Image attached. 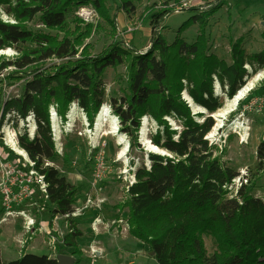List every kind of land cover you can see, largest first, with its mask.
I'll return each mask as SVG.
<instances>
[{"label":"trees","instance_id":"obj_1","mask_svg":"<svg viewBox=\"0 0 264 264\" xmlns=\"http://www.w3.org/2000/svg\"><path fill=\"white\" fill-rule=\"evenodd\" d=\"M110 0H0V7L13 16L15 23H6L0 17V50L20 43L33 47L21 52L14 61L3 64L2 71L14 67L17 71L32 68V79L26 84L28 95L20 100L4 103L1 122L15 109L21 119L33 115L37 133L33 140L25 137L20 147L26 151L35 167L45 177L48 185L49 202L54 207L52 218L71 215L77 202L79 188L59 177L52 167H44V160L55 157L52 138L50 111L55 109L58 117L66 121L72 104L77 102L85 114L90 128L95 123L102 105L105 90L103 77L108 68L126 67L127 89L120 104L114 102V115L119 119L121 132L136 136L131 147H140L137 133L144 117H151L163 131L153 143L176 156L169 159L152 155L153 166L136 174V183L128 192L119 211L128 212L129 234L148 245L156 264H206V246L203 236L210 233L218 244L213 264H264V202L251 194L245 187L237 199L229 198L224 187L235 179L230 170L224 169L217 158L210 155L197 156V148H208L204 139L215 123L210 117L197 123L192 110L183 100L187 92L194 104L214 114L223 108L215 96V81L227 89L233 99L245 85L248 76L246 65L255 70L264 69V50L247 55L242 48L243 38L231 45L233 64L229 66L216 55L209 54L207 19L218 13L226 0L207 2L199 8L187 11L194 14L178 30L173 44H168L157 29L173 8L167 7L154 15L151 48L140 52L128 44L114 41L99 55H93L85 40L95 30L93 24L83 25L77 20L74 30L67 27V16L75 10L92 6L99 18L111 27V35L117 36L118 29L110 15ZM140 0H119L120 8L126 13L135 12ZM184 1L168 0L179 6ZM199 35L196 42L188 45L182 34L197 22ZM47 29L63 34L52 35L32 32L26 23L37 18ZM62 61L51 70H43L46 61ZM35 67V68H33ZM80 74L87 78L86 87L74 86L72 81ZM166 117L184 122L187 131L179 140H173L175 132L170 130ZM133 130V132H131ZM163 133L167 140L162 143ZM2 142V140H0ZM7 155L16 159L5 146ZM264 142L259 156L263 157ZM70 219V218H68ZM69 229L64 246L75 249L82 256L77 239L82 236L73 220H68ZM58 254H64L58 247ZM0 264H58L57 259L47 255L26 254L17 260L3 262L0 249ZM80 264V260L76 261Z\"/></svg>","mask_w":264,"mask_h":264},{"label":"rangeland","instance_id":"obj_2","mask_svg":"<svg viewBox=\"0 0 264 264\" xmlns=\"http://www.w3.org/2000/svg\"><path fill=\"white\" fill-rule=\"evenodd\" d=\"M167 1L140 0L136 3L135 12L128 14L120 8L119 0H110L108 3L110 15L118 29L115 37L111 35L110 25L99 18L92 6L79 8L69 14L67 16V27L74 30L78 19L84 22L83 25L93 24L95 26L91 37L85 40V45H90L93 55H99L114 41L128 43L134 46L140 54V52H145L151 48L153 23L155 21L153 17L159 11L167 7L174 9V13L166 17L157 29L158 35L162 36L168 44H173L177 38L179 28L190 17L194 16L187 10L193 7L199 8L207 2L215 3L217 0H192V6L179 13H176L177 6L173 3L166 5ZM201 16L203 15L196 17L197 22L181 36L188 45L196 42L199 35L198 22L201 21ZM0 17L6 23H15L13 16L3 6L0 7ZM207 22L209 54L216 55L229 66L233 64L231 45L240 38L244 40L242 48L248 56L264 50V0H226L225 6L218 13L209 17ZM26 25L29 30L35 33L60 34L63 37V34L47 29L41 24L38 17L27 22ZM129 26H135L137 30L128 33L127 28ZM123 46L124 48L128 47L125 44ZM32 47L29 43H20L11 48L0 50V67L5 63L14 62L21 55V52L30 50ZM61 63L62 61L57 59L48 60L43 63V70H51ZM245 68L248 76L245 78L243 87L256 76H261L260 80L254 84L252 92L241 102L238 109L229 115L226 120L220 119L209 112L193 114L192 111L197 123L201 124L211 116H213L211 118L215 123L211 132L204 138L208 142V147H206L208 149L198 147L197 156L210 155L217 158L218 163L224 169L230 170L235 178H244L247 181L245 194H251L264 202V159L259 156L260 146L264 142V69L255 70L250 65H246ZM31 69L17 71L14 67H11L0 74V122L4 103L11 100H20L28 95L26 84L32 79ZM102 83L105 90L102 107L107 105L110 112L114 114V102L120 104L127 89L125 65L108 68ZM72 84L86 87L88 85L87 78L80 74L77 79L72 81ZM215 90V96L219 98L224 107L225 101L229 99L227 89H224L216 80ZM70 109L72 110L69 111L66 121L57 118L59 127L57 138L52 131L55 157L51 160H44L43 165L56 169L59 172V177H64L67 182L79 188L80 191L73 210L77 207H83L89 198L92 199L93 205L78 220L75 217L65 219L63 216H57L53 219L51 213L47 211H51L54 207L49 200L45 201L44 196L36 191V194L29 198L31 203L28 205H30L29 208L32 213L40 212L44 214L48 229L46 233L37 234V237L29 245L37 243L38 249H36L35 255H47L51 258L55 257V259L62 255L58 254L57 251L60 246L63 248L64 255L72 256L75 261L80 260V264H82V256L75 255V249L64 246L63 242L69 229L68 220H73L76 226L77 222L81 225V230L85 235L83 238L79 237L77 239L82 247H87L90 254H87L89 260L85 264H156L154 254H152L148 245L129 234L128 212L125 210L120 213L119 206L125 201L129 188L136 183L137 172L143 169L150 170L153 166L151 156L155 154L148 153L141 143L140 133L143 126H145L152 142L163 131V128H160L151 117H144L137 133L139 148L134 145L131 147L130 142L136 136L133 130L131 131L133 132L132 136L120 131L126 137L128 145L127 153L124 156L125 163L124 160L119 161L117 158V154L122 147L116 144L114 138L105 136L100 139L97 145H94L87 134V132L93 131L94 126L92 129L90 128V124L85 114L77 106V102L72 104ZM72 113L73 119L71 120ZM31 118L32 115L26 119H21L15 109H12L6 115L5 120L0 123L1 153L7 154L4 150L5 146L8 147L6 145L7 130L16 136L19 146L25 137L33 140L34 135L32 136L30 133ZM146 118H148L147 121ZM165 120L170 130L175 132L173 140L177 141L181 135L186 134L187 128L183 121L174 117H166ZM33 121L36 124L35 118ZM70 125H72V128H69ZM118 127L121 130L120 121ZM37 129L36 127L35 136ZM245 130L248 134L246 142L242 138L246 132ZM160 136L162 137V143H164L167 137L163 133ZM167 153L168 156L165 158H176L174 154L168 151ZM8 159L24 161V159H16L12 154H9ZM92 215H95L96 218L100 217L101 222H106L107 225L95 229L93 221L90 220ZM22 232L24 235L25 232ZM104 232L106 233L104 234ZM51 236L56 237L55 244H51ZM94 238H103L109 248L110 260L103 261L101 257H96L97 254L93 253V249L89 245ZM203 240L207 251L206 264H213L215 255L218 252L217 241L210 233L205 234ZM29 245L21 249L22 254L26 252ZM3 258L5 261L7 260V256Z\"/></svg>","mask_w":264,"mask_h":264},{"label":"built area","instance_id":"obj_3","mask_svg":"<svg viewBox=\"0 0 264 264\" xmlns=\"http://www.w3.org/2000/svg\"><path fill=\"white\" fill-rule=\"evenodd\" d=\"M192 2L193 1L182 2L179 7L177 6L176 13L177 12L179 13L184 9H188L189 6H192ZM136 30L137 28L135 26H129L127 28L128 33H133ZM124 44L128 45V43H124ZM54 111H55L54 109H51V119H52V113ZM32 118L34 119L33 115ZM57 118H59L58 115L56 117V120ZM52 125L54 126L53 123ZM52 131L54 132V129H52ZM34 138H35V134L33 136V139ZM26 155L28 159L22 157L24 161L21 162L16 160L14 161V159L9 160L8 159L9 156L6 153L3 154L0 152V213L4 211L6 218L14 216L15 213L18 216L26 218L27 215L25 214V212L23 211L15 212L13 208H18L22 205L27 204V202L30 201L29 198L35 195L36 191H38V193H41L44 196L45 201L49 200L47 193L48 185L45 182V177L42 174H40L39 171L36 169L35 167L36 163L30 160V157L28 156L27 153ZM246 185H247V181L244 178H235L232 180L230 184H228L224 188L229 191V198L237 199L240 202L241 199L239 198V192ZM92 205H93L92 199L89 198L83 207L74 208V211L72 212L71 215H66L63 217L65 219L71 217L80 218L81 216H83L84 212H86V210ZM3 221H5V219ZM37 225L38 222L35 218L26 219L24 226L25 233L23 235L22 240L20 241L22 248H25L26 246L29 245L30 242L34 241V238L37 237V234L47 232L48 227L46 228L42 226L37 227ZM53 231L55 232L54 229ZM56 241L57 240L55 236L50 237L51 244H55ZM93 253L98 254V251L93 250Z\"/></svg>","mask_w":264,"mask_h":264},{"label":"bare ground","instance_id":"obj_4","mask_svg":"<svg viewBox=\"0 0 264 264\" xmlns=\"http://www.w3.org/2000/svg\"><path fill=\"white\" fill-rule=\"evenodd\" d=\"M260 77L261 76H256L254 79L249 81V83L245 87H243L242 89L238 91L234 99L226 100L224 107L220 109L219 111H217L216 113H214V115L220 119L226 120V118L229 115H231L238 109L241 102L247 97V95L250 92H252L254 88V84L260 80ZM192 108L195 112H205V113L207 112L206 110H204V108L197 106L195 104L192 105ZM53 118H54V122H53L54 133H55V137L57 138L59 127L57 124V120L55 119V115L53 116ZM72 119H73V113L71 115V120ZM147 120L148 118H146V121ZM118 123H119V119L110 112L107 105H104L101 111L99 112V116L96 120V126L94 130L87 132V134L89 135V138L94 145H97L100 139H102L105 136H110L114 138L116 140V144L119 147H122V149H120L117 154V158L119 161L124 160V162L126 163L124 156L127 153L128 145H127L126 137L123 134H121L119 130ZM240 127L242 128V126ZM69 128H72V125H70ZM35 132H36V124L31 118L30 119V133L33 136ZM140 135H141V143L145 147L148 153L161 154L164 156L168 155L166 150L159 148L150 140L148 133L146 132L145 126H143ZM242 138L244 142L248 140L247 131L243 134ZM6 142H7V145L11 148V150H13L16 154L28 159L26 152L19 146L16 140V136L13 133H11L9 130L6 131Z\"/></svg>","mask_w":264,"mask_h":264},{"label":"crops","instance_id":"obj_5","mask_svg":"<svg viewBox=\"0 0 264 264\" xmlns=\"http://www.w3.org/2000/svg\"><path fill=\"white\" fill-rule=\"evenodd\" d=\"M31 202H27V204L22 205L18 208H13V210L15 212H20L23 211L25 212V214L27 215L26 218H23L21 216H18L16 213L14 216L8 217L6 218L5 212L2 211L0 213V249H1V254H2V259L3 262L8 263L10 261L13 260H17L19 258H21L23 256V254L21 253V249L22 246L20 244V241L22 240V235L24 231V226H25V222L27 218H35L38 222V226L37 227H44L46 228L48 223H45V221H47L44 218V214L42 213H32L30 211V208L28 204H30ZM50 212V211H47ZM83 217V216H82ZM80 217V218H82ZM77 218L76 220L80 219ZM91 218V219H90ZM90 220L93 221V225L95 229L98 228H102V226H106V222H101V218L99 219L98 217L96 218L95 215L90 216ZM5 219V221H3ZM96 220H98L97 222H95ZM91 223V224H92ZM102 223V224H100ZM77 228L78 230L82 233V236L80 238H83L85 235L81 230V225L77 222ZM106 232H104L105 234ZM108 234V233H107ZM36 242V241H35ZM34 242V243H35ZM80 251L83 252L82 258H81V263L85 264L88 260H89V251H87V247L85 248L84 246L82 247V244L77 242ZM90 248L93 250H97L98 254L96 255V257H101L103 259V261L105 260H110L109 256V248L107 247L106 243L103 241L102 239H98V238H94L92 240V242L90 243ZM35 249V250H34ZM36 249H38V245L37 243L29 245V247L26 250V254H34L35 255V251ZM90 250V249H89ZM34 252V253H33ZM87 254L88 258H87ZM4 256H7V260H4ZM94 257V258H96ZM55 259V257H52Z\"/></svg>","mask_w":264,"mask_h":264},{"label":"water","instance_id":"obj_6","mask_svg":"<svg viewBox=\"0 0 264 264\" xmlns=\"http://www.w3.org/2000/svg\"><path fill=\"white\" fill-rule=\"evenodd\" d=\"M215 92H216V90H215ZM188 98H186V97ZM236 97V96H235ZM234 97V98H235ZM233 98V99H234ZM183 100L184 101H186L187 102V104L189 105V107L191 108V110L193 111V114H197V113H199V112H195L194 110H193V108H192V105L194 104V102H193V100L188 96V94L185 92V93H183ZM103 108V107H102ZM101 108V109H102ZM101 109H100V111H101ZM205 110V109H204ZM99 111V112H100ZM207 111V110H206ZM203 113H205V112H200V114H203ZM55 115V119H56V117H57V113L54 111L53 113H52V123L54 122V118H53V116ZM98 116H99V113H98V115L96 116V118H95V123H94V128H95V126H96V120H97V118H98ZM211 117H213V116H211ZM52 129H54V126L52 125ZM13 151V150H12ZM14 152V151H13ZM26 152V151H25ZM15 153V152H14ZM153 154H155V153H153ZM18 155V154H17ZM155 155H159V156H161V157H166V156H168V155H166V156H164V155H161V154H155ZM153 254V253H152ZM57 262H58V264H76V261H75V259L72 257V256H68V255H64V254H62V255H59L58 256V258H57Z\"/></svg>","mask_w":264,"mask_h":264}]
</instances>
